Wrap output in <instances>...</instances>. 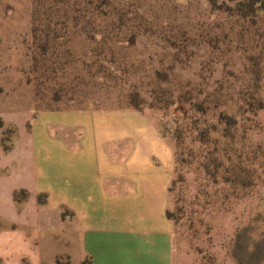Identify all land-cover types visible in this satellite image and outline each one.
I'll list each match as a JSON object with an SVG mask.
<instances>
[{
  "label": "rangeland",
  "instance_id": "obj_1",
  "mask_svg": "<svg viewBox=\"0 0 264 264\" xmlns=\"http://www.w3.org/2000/svg\"><path fill=\"white\" fill-rule=\"evenodd\" d=\"M238 1L0 0V147L23 116L135 96L132 125L174 144V264H264V13ZM49 20L91 29L42 54Z\"/></svg>",
  "mask_w": 264,
  "mask_h": 264
},
{
  "label": "crops",
  "instance_id": "obj_2",
  "mask_svg": "<svg viewBox=\"0 0 264 264\" xmlns=\"http://www.w3.org/2000/svg\"><path fill=\"white\" fill-rule=\"evenodd\" d=\"M133 110L23 116L0 147V264H174V144Z\"/></svg>",
  "mask_w": 264,
  "mask_h": 264
},
{
  "label": "trees",
  "instance_id": "obj_3",
  "mask_svg": "<svg viewBox=\"0 0 264 264\" xmlns=\"http://www.w3.org/2000/svg\"><path fill=\"white\" fill-rule=\"evenodd\" d=\"M211 1V0H210ZM238 9H240V12L247 13L253 12L254 14H261L264 13V0H239L237 2ZM50 21V20H49ZM59 27V28H58ZM43 30L42 32L44 33V36L46 39L42 43V54H45L47 51V37L53 36V37H66L68 33L78 31L79 33H84L88 29H91V27H88L86 25L84 26H78L77 24H74L72 26L68 25L65 21H55V22H48L45 24L44 27H42ZM117 70L115 72H110L107 73L106 70L99 69L98 73L94 74V76L98 78H102L104 80H116L117 79ZM101 74V75H98ZM137 98L135 96L133 97L132 95L127 96V106L131 107L133 109H139L141 107V103L136 101ZM51 111L58 110V109H50ZM0 128H2V122L0 121ZM200 135L203 136L204 133L200 132ZM163 137H167L165 135H162ZM38 200L43 202L42 196L38 198ZM168 218L172 221L169 213L167 212Z\"/></svg>",
  "mask_w": 264,
  "mask_h": 264
}]
</instances>
